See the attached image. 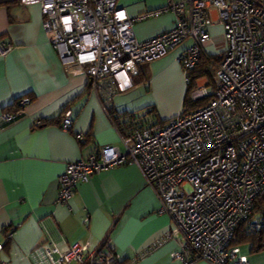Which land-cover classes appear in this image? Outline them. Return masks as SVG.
<instances>
[{
	"label": "built area",
	"instance_id": "1",
	"mask_svg": "<svg viewBox=\"0 0 264 264\" xmlns=\"http://www.w3.org/2000/svg\"><path fill=\"white\" fill-rule=\"evenodd\" d=\"M7 2L39 6L46 37L63 65L82 70L95 94L110 85L115 93L125 92L141 65L188 42L176 58L186 73L211 41L209 28L215 23L221 27L217 87L210 93L198 85L191 95L205 105L163 123L135 116L120 134L123 152L105 146L66 166L58 178L57 203L70 208L77 186L90 176L133 165L158 199L160 213L173 224L166 240L181 237L182 249L173 259L248 264L232 242L237 227L249 220L264 196V0H165L163 8L135 19L118 0H0ZM164 13L173 15L174 27L138 41L133 23ZM10 49L0 43V56ZM29 102L23 98L17 104ZM18 114L6 112L1 119L11 122ZM41 125V120L33 122L34 128ZM72 126L66 112L59 127L70 132ZM76 139L82 143L84 135ZM5 231L10 239L12 230ZM39 252L42 264L119 262L107 247L90 252L79 242L66 249L46 242Z\"/></svg>",
	"mask_w": 264,
	"mask_h": 264
},
{
	"label": "crops",
	"instance_id": "2",
	"mask_svg": "<svg viewBox=\"0 0 264 264\" xmlns=\"http://www.w3.org/2000/svg\"><path fill=\"white\" fill-rule=\"evenodd\" d=\"M117 4L135 19L163 8L165 0H118ZM42 22L38 5L0 4V43L11 47L0 56V264H42L39 250L46 242L59 249L79 242L90 252L107 247L120 264H184L172 257L182 249L181 237L166 240L173 224L160 213L158 199L135 166H117L90 176L77 186L70 208L58 204L57 198L58 178L69 163L86 160L105 146L124 151L113 116L131 114L163 123L184 114L176 109L180 102L164 112L155 99V85L164 81L185 109L187 75L176 58L189 43L141 65L142 75L134 77L133 87L125 92L115 93L110 85L95 94L82 70L63 65ZM173 27L171 13L133 23L140 42ZM209 32L211 41L204 54L216 57L223 49L221 27L215 23ZM198 85L212 92L207 77L196 80L193 92ZM162 89L166 96L172 95ZM23 98L30 102L16 119L2 120ZM66 112L73 120L70 132L59 127ZM35 120L43 125L34 128ZM77 134L84 135L82 143ZM6 229L12 230L10 239ZM235 248L248 264H264V257L251 253L250 245Z\"/></svg>",
	"mask_w": 264,
	"mask_h": 264
},
{
	"label": "trees",
	"instance_id": "3",
	"mask_svg": "<svg viewBox=\"0 0 264 264\" xmlns=\"http://www.w3.org/2000/svg\"><path fill=\"white\" fill-rule=\"evenodd\" d=\"M217 68V56L211 57L203 53V55L199 59V62L192 69L186 72L187 95L184 100L185 107H188L190 105V94L193 92L192 90L195 86L196 80L202 77H207L209 79V86L211 90L213 91L216 89L217 84L214 80L213 74L216 73ZM139 73L140 74H138L137 76L138 78L142 75L141 70L139 71ZM17 103L14 104L13 107L15 108V110L11 111L12 113H20L22 107H19ZM135 116L126 114L120 117L113 116L112 118L119 128L120 132L124 134L128 129V123H131ZM251 222H256V224L261 225V228H255L256 226L251 225ZM241 245H250L251 253H259L261 250H264V196L257 199L249 220L245 223L240 224L236 229L232 247H238ZM114 264H120V262H115Z\"/></svg>",
	"mask_w": 264,
	"mask_h": 264
},
{
	"label": "rangeland",
	"instance_id": "4",
	"mask_svg": "<svg viewBox=\"0 0 264 264\" xmlns=\"http://www.w3.org/2000/svg\"><path fill=\"white\" fill-rule=\"evenodd\" d=\"M214 76V80L217 83V76L216 73L213 74ZM157 82V81H156ZM164 87V89L168 90V93L170 91H172V95L166 96V93H163V89L162 87ZM157 89V90H156ZM192 93L190 94V98L192 99ZM155 99L158 100V102L160 103V106L163 108V111L166 112V110H169V108H174L175 106H177V104L180 102V104L178 105V107L176 108L180 113L184 112L185 113H189L192 112L200 107H202L203 105H205V102H193L190 101V105L188 107H185V109L183 110L182 107V99L180 101L177 100L176 94L173 90H171V88L169 86H165V82L164 81H158L157 85H155ZM183 110V111H182ZM255 228H261V227H255ZM255 255V254H254ZM259 255L261 258L264 257V250H261L258 254L256 253V256Z\"/></svg>",
	"mask_w": 264,
	"mask_h": 264
}]
</instances>
